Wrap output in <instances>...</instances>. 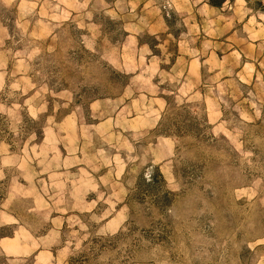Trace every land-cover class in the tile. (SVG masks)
<instances>
[{"label":"rangeland","instance_id":"374dc122","mask_svg":"<svg viewBox=\"0 0 264 264\" xmlns=\"http://www.w3.org/2000/svg\"><path fill=\"white\" fill-rule=\"evenodd\" d=\"M238 1L137 41L111 2L0 0V264H264V0Z\"/></svg>","mask_w":264,"mask_h":264},{"label":"crops","instance_id":"0c3cea01","mask_svg":"<svg viewBox=\"0 0 264 264\" xmlns=\"http://www.w3.org/2000/svg\"><path fill=\"white\" fill-rule=\"evenodd\" d=\"M242 1L247 4L246 0ZM108 2H111L112 7L121 14L127 13L129 10H136V17L130 19L129 23L125 22L124 26L128 25L132 29L135 28L133 33L137 41L144 38V36H152L153 39L154 36L169 30L168 11L173 10L172 12L182 18L187 13L189 16L193 15L195 8H198L197 15L199 19H196L195 25L198 26V29L202 28L203 31H206L205 22L209 20L212 25H215V17L220 16L222 10L224 11L228 6L233 9L239 3L238 0H221L219 5L211 4L210 0H104L106 4L101 5L105 11L112 8ZM121 10L124 11L121 12ZM203 19L208 20L203 21ZM125 27L123 29L127 33ZM216 30V27L211 29L213 32ZM150 46L148 47L149 52L147 55L153 54Z\"/></svg>","mask_w":264,"mask_h":264},{"label":"trees","instance_id":"16d2710c","mask_svg":"<svg viewBox=\"0 0 264 264\" xmlns=\"http://www.w3.org/2000/svg\"><path fill=\"white\" fill-rule=\"evenodd\" d=\"M210 3L213 5H219L220 4L216 0H210ZM158 177H160L162 179V181L164 182L162 174L159 172V170L155 169L149 177L148 176L142 177V179L147 181L148 185L152 186L153 184H155ZM73 260L75 261V258H72V262H73Z\"/></svg>","mask_w":264,"mask_h":264}]
</instances>
